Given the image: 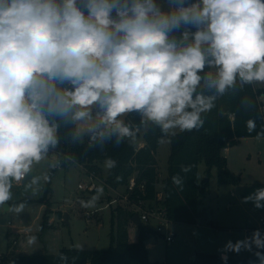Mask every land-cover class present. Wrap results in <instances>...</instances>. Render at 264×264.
<instances>
[{
	"label": "clouds",
	"instance_id": "obj_1",
	"mask_svg": "<svg viewBox=\"0 0 264 264\" xmlns=\"http://www.w3.org/2000/svg\"><path fill=\"white\" fill-rule=\"evenodd\" d=\"M164 2L0 0V207L57 148L60 122L75 125L74 140L87 135L89 148L134 142L139 128L123 119L131 113L145 130L174 137L202 127V114L237 83H264V0ZM255 127L249 119L248 131ZM173 183L184 186L179 176ZM242 202L264 209V187ZM218 251L223 264L244 251L264 264V232Z\"/></svg>",
	"mask_w": 264,
	"mask_h": 264
},
{
	"label": "trees",
	"instance_id": "obj_2",
	"mask_svg": "<svg viewBox=\"0 0 264 264\" xmlns=\"http://www.w3.org/2000/svg\"><path fill=\"white\" fill-rule=\"evenodd\" d=\"M179 36V33H176ZM210 69H205L209 71ZM213 90L204 89L206 95ZM264 97V83L257 87L253 84L237 83L235 89L228 90L215 101L209 112L202 114L204 124L191 132L178 133L170 137V154L168 158V174L163 180L162 198L159 199L158 184L160 169L157 151L163 143L164 136L157 126L151 125L147 130L140 126L139 117L135 113L127 114L126 123L138 127L139 131L134 142L125 141L119 146L113 143L103 147H88V137L74 140L75 125L60 122L58 135L60 143L55 150L57 166L65 167L77 163L92 177L101 176L102 164L106 159H114L116 167L108 169L106 184L113 189L122 186L127 188L126 197L129 204L140 205L149 202L150 209L164 212L168 221L187 224H198L208 221L206 208H201V199L206 195L212 169H217L218 183L221 185H237L240 177L230 170L228 159L223 151L238 144L248 137H264V109L261 98ZM255 121L254 131L249 132L247 121ZM144 141L139 147V142ZM53 149H50V151ZM206 165L202 176L200 164ZM188 167L185 172L182 169ZM55 169L47 180V189L38 201L47 205L42 217L41 229L49 225V206L51 205L52 177ZM179 176L184 186L173 183V177ZM135 185L129 189L131 179ZM136 212L117 208L112 211L113 227L117 224V233H111V246L108 249L61 248L57 253L17 252L15 244L10 243L6 253L0 254V264H62L59 257H68V264H168L149 259L146 240L151 228L143 223L138 226V239L130 241L128 227L133 222ZM196 258L180 264H223L218 254L196 253ZM232 261H227V264Z\"/></svg>",
	"mask_w": 264,
	"mask_h": 264
},
{
	"label": "rangeland",
	"instance_id": "obj_3",
	"mask_svg": "<svg viewBox=\"0 0 264 264\" xmlns=\"http://www.w3.org/2000/svg\"><path fill=\"white\" fill-rule=\"evenodd\" d=\"M160 3L162 7H167L164 0H160ZM259 84L254 83L256 87ZM261 100H264V97ZM126 117L127 115L123 119ZM170 149V137L166 136L157 151L160 179L168 173ZM223 153L228 159L230 170L240 177V182L237 185H221L218 183L217 169H212L208 191L201 199L200 207L212 212L208 219L214 224L205 221L200 226L169 222L165 219L161 224L164 235L169 231L174 235V240L168 242L164 235L157 232L158 221L151 219L146 224L151 228L146 244L150 245L152 260L180 264L190 262L198 252L220 255L218 249L222 248L227 240L235 242L244 239L255 229L264 232V209H256L251 202H242L243 197L264 187V137L244 138L238 144L225 149ZM101 166L103 172L100 180L95 181V178L77 163L58 167L55 150L49 151L44 160L33 166L28 177L19 183H13L12 199L0 207V254L9 250L11 242L19 245V234L14 235V232L20 223L29 224L41 232L40 223L47 205L41 211L42 204L38 200L44 196L47 189V181L43 177H50L54 169L53 193L48 211L49 221L53 218L55 227L47 225L39 236L41 247L45 245V249L37 250L36 246H32L21 251L57 253L63 247L108 249L111 246L112 230L117 233V224L113 227L112 223L113 209L137 211L138 208L128 203L126 187L113 189L106 184L108 168L105 163ZM199 167L203 176L206 165L202 163ZM33 176L40 178L39 183L28 187ZM162 183L161 179L160 188ZM80 184L84 187L80 188ZM100 188L103 189L102 193L97 192ZM93 197H98L93 207H82L81 201L88 202ZM114 199L116 202L107 206ZM19 205H23V208L17 212L15 209ZM142 207L150 209L149 202L142 203ZM90 212L94 213L88 218ZM65 214H68V221ZM129 239L133 241L130 237ZM228 261H232L230 264H257L256 257L247 251L238 255L230 253Z\"/></svg>",
	"mask_w": 264,
	"mask_h": 264
},
{
	"label": "crops",
	"instance_id": "obj_4",
	"mask_svg": "<svg viewBox=\"0 0 264 264\" xmlns=\"http://www.w3.org/2000/svg\"><path fill=\"white\" fill-rule=\"evenodd\" d=\"M143 144H144V141H140L139 142V147H141V146H143ZM228 149V148H227ZM226 149V150H227ZM107 174V173H106ZM168 174V173H167ZM99 177L100 176H96V177H94L95 179H93V180H100L99 179ZM106 177V176H105ZM167 177V175L166 176H164L163 178L161 177V179L162 180H164L165 178ZM158 190H159V195H158V197H159V199H161L162 198V190H163V183H162V185H161V188L159 187V184H158ZM98 192V191H97ZM44 206H46L45 204H42V209H41V211L44 209ZM132 211V210H131ZM136 213H137V211H135ZM68 219H69V217H68ZM55 221L53 220V218H51L50 219V221H49V227H55V223H54ZM179 223H181V222H179ZM204 222H199L198 224H193V225H202ZM41 224V223H40ZM149 226V225H148ZM150 227V226H149ZM45 230V229H44ZM128 231H129V237L131 238V240H133V241H136L137 239H138V225L133 221L130 225H129V227H128ZM41 232H42V229H41ZM40 231H38V229H35L34 227H32L31 225H29V224H24V223H20L17 227H16V230H15V234L14 235H18L19 234V238H20V241H19V245H16V243H15V245H16V247H17V252H20V253H24V254H29L30 252H26V251H21V250H26V249H29L30 247H32V246H36L37 247V250L39 249V248H42V249H45L46 248V246L44 245V247H41V240H40V238H39V236H41V234L43 233H41ZM39 234V235H38ZM31 237H35L36 239H35V243H33V244H29L28 243V240H29V238H31ZM26 244V245H25ZM25 245V246H24ZM146 247H147V249H148V254H149V259L151 260V261H154V260H152L151 259V257H150V245H147L146 244ZM36 253H39V252H36ZM196 254V253H195ZM220 256V255H219ZM160 262V261H159Z\"/></svg>",
	"mask_w": 264,
	"mask_h": 264
},
{
	"label": "built area",
	"instance_id": "obj_5",
	"mask_svg": "<svg viewBox=\"0 0 264 264\" xmlns=\"http://www.w3.org/2000/svg\"><path fill=\"white\" fill-rule=\"evenodd\" d=\"M262 107L264 109V100H262ZM134 185H135V180L132 178L130 181L129 189H132ZM79 187L83 188L84 186L83 184H80ZM115 202L116 199L112 200L109 204H107V206L110 204H114ZM137 208H138L137 213H139L142 222L148 224L151 219L157 220L159 223L157 232L164 235V231L161 224L164 222L165 219L168 220L165 213L156 209H144L142 207V203L140 205H137ZM93 213L94 212L88 213V218H90ZM164 236L166 241L168 242H172L174 240V235L172 231H169L168 234H165Z\"/></svg>",
	"mask_w": 264,
	"mask_h": 264
},
{
	"label": "water",
	"instance_id": "obj_6",
	"mask_svg": "<svg viewBox=\"0 0 264 264\" xmlns=\"http://www.w3.org/2000/svg\"><path fill=\"white\" fill-rule=\"evenodd\" d=\"M65 218H66L67 221L69 220V219H68V214H65ZM133 221H134L138 226H142V225H143V222H142V220H141V218H140L139 213H136V214H135V216H134V218H133ZM195 258H196V256H194V257L192 258V260H194Z\"/></svg>",
	"mask_w": 264,
	"mask_h": 264
}]
</instances>
